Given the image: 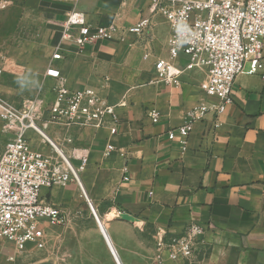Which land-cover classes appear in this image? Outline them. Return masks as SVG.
<instances>
[{
	"label": "crops",
	"instance_id": "obj_1",
	"mask_svg": "<svg viewBox=\"0 0 264 264\" xmlns=\"http://www.w3.org/2000/svg\"><path fill=\"white\" fill-rule=\"evenodd\" d=\"M10 1L0 10V96L16 107L38 100L41 132H26L33 149L53 157L62 153L76 168L87 156L79 172L80 184L70 181L43 187L42 200L62 209L65 219L86 196L106 216L123 211L139 219L131 223L113 217L112 230L152 226L157 235L179 234L188 224L199 223L206 228L200 247L225 251V264L233 254L234 264H264L261 76L246 73L247 63L236 78L225 112L197 121L184 150L178 139H169L168 132L182 125L192 108L218 98L200 87L205 68L186 70L178 86L158 78V59L184 66L187 58L170 56L169 24L150 0ZM74 9L83 12L94 27L117 22L126 30L144 17L152 23L141 34L126 32L124 40H96L80 48L62 39L63 22ZM56 47L62 58L54 63L68 88H90L117 104L115 134L108 127L49 122L59 81L46 71ZM154 107L160 113L157 122L148 115ZM15 130L16 123L0 118V155ZM108 144L114 146L109 153ZM61 225L46 226V252L39 257L32 253L33 244L20 251L13 241L0 240V264H33L50 258L59 264L54 246ZM140 255L138 264H159L155 251Z\"/></svg>",
	"mask_w": 264,
	"mask_h": 264
},
{
	"label": "built area",
	"instance_id": "obj_2",
	"mask_svg": "<svg viewBox=\"0 0 264 264\" xmlns=\"http://www.w3.org/2000/svg\"><path fill=\"white\" fill-rule=\"evenodd\" d=\"M156 13L162 15L170 27L168 40L172 58L185 56L184 66L161 58L155 63L157 76L168 84L180 85L186 70L205 68L206 78L201 89L218 102L202 103L192 108L186 121L168 132L170 140L178 141L186 150L194 124L214 114L216 118L225 112L232 102V88L236 78L245 72L259 75L264 80V0H150ZM10 0H0V10ZM151 19L141 18L126 30L117 22L106 26L90 25L83 12L73 10L63 22L62 39L74 41L80 48L96 40H124L125 33L141 34L151 26ZM77 33L73 34L72 30ZM60 47L52 54L46 75L56 78V99L49 108V122L67 127H108L117 132V104L100 98L93 89L72 90L55 61L62 58ZM121 102L120 104H123ZM41 106L38 100H30L23 107H16L0 96V118L16 123L14 136L0 155V240L13 241L23 251L28 244L43 249L46 245V226L62 224L65 213L59 207L44 202L43 187L76 181L87 163L76 168L62 153L56 157L46 155L31 147L26 132H41L37 119ZM149 117L157 122L160 113L151 108ZM219 126L216 120L214 127ZM114 149L107 145V152ZM205 226L188 224L179 234H158L159 264L176 262L187 264L193 258L197 246L203 242Z\"/></svg>",
	"mask_w": 264,
	"mask_h": 264
},
{
	"label": "rangeland",
	"instance_id": "obj_3",
	"mask_svg": "<svg viewBox=\"0 0 264 264\" xmlns=\"http://www.w3.org/2000/svg\"><path fill=\"white\" fill-rule=\"evenodd\" d=\"M95 209L98 216L104 218L122 264H138L142 252L155 251L157 254L158 235L152 226L144 229L117 226L112 230V218L106 216L103 210ZM56 237L58 239L54 247L60 257L59 264H116L86 199L71 217L63 221ZM45 252L46 249L33 247L32 253L39 257ZM226 255L223 250L215 251L212 247L202 248L198 245L187 264H225ZM233 257H230L229 264H234Z\"/></svg>",
	"mask_w": 264,
	"mask_h": 264
},
{
	"label": "water",
	"instance_id": "obj_4",
	"mask_svg": "<svg viewBox=\"0 0 264 264\" xmlns=\"http://www.w3.org/2000/svg\"><path fill=\"white\" fill-rule=\"evenodd\" d=\"M86 200L91 208V211L92 213L94 214L95 218H96V221L98 223V225L100 226V228L102 229V232H103V235H104V239L108 245V248L110 249L113 257H114V260L116 262V264H122L121 260H120V257L119 255L117 254V250L110 238V235L108 234V231L106 230V228L104 227V225L101 223V220H100V217L98 216L97 214V211L93 205V203L90 201V199L88 198V196H86ZM116 218L120 219V220H124V221H127V222H131V223H135L137 221H139V219L132 215V214H129L128 212H123V211H120L116 216ZM33 264H56L55 263V259L54 258H50V259H47V260H43V261H40V262H37V263H33Z\"/></svg>",
	"mask_w": 264,
	"mask_h": 264
},
{
	"label": "bare ground",
	"instance_id": "obj_5",
	"mask_svg": "<svg viewBox=\"0 0 264 264\" xmlns=\"http://www.w3.org/2000/svg\"><path fill=\"white\" fill-rule=\"evenodd\" d=\"M97 208V207H96ZM115 215L113 214V213H111V214H109V218H113ZM104 219V218H103ZM103 219H101L100 218V220H101V223L104 225V227L106 228V230L108 231V228H107V226H106V223H105V221L103 220ZM99 228H100V226H99ZM100 232H101V234H102V236L104 237V235H103V232H102V229L100 228ZM113 242V241H112ZM108 247V246H107ZM118 250V249H117ZM119 252H117V254H118ZM119 255V254H118Z\"/></svg>",
	"mask_w": 264,
	"mask_h": 264
}]
</instances>
